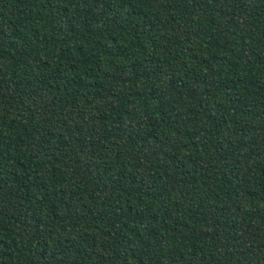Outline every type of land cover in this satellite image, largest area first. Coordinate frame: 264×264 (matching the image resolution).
<instances>
[{"label": "trees", "instance_id": "1", "mask_svg": "<svg viewBox=\"0 0 264 264\" xmlns=\"http://www.w3.org/2000/svg\"><path fill=\"white\" fill-rule=\"evenodd\" d=\"M0 264H264V0H0Z\"/></svg>", "mask_w": 264, "mask_h": 264}]
</instances>
